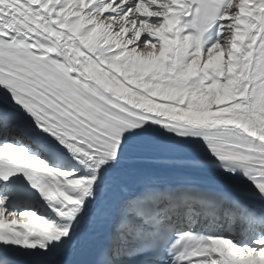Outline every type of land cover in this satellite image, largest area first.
Listing matches in <instances>:
<instances>
[{"label": "snow or ice", "instance_id": "snow-or-ice-1", "mask_svg": "<svg viewBox=\"0 0 264 264\" xmlns=\"http://www.w3.org/2000/svg\"><path fill=\"white\" fill-rule=\"evenodd\" d=\"M0 264H264V0H0Z\"/></svg>", "mask_w": 264, "mask_h": 264}, {"label": "bare ground", "instance_id": "bare-ground-1", "mask_svg": "<svg viewBox=\"0 0 264 264\" xmlns=\"http://www.w3.org/2000/svg\"><path fill=\"white\" fill-rule=\"evenodd\" d=\"M143 168H146V169H151V168H160V169H163V170H167L166 167L164 165H159V164H152L148 161H145L142 165H141ZM199 178V177H197Z\"/></svg>", "mask_w": 264, "mask_h": 264}]
</instances>
